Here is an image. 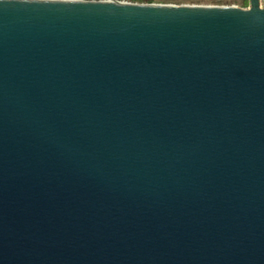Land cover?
I'll return each instance as SVG.
<instances>
[{
    "label": "water",
    "instance_id": "obj_1",
    "mask_svg": "<svg viewBox=\"0 0 264 264\" xmlns=\"http://www.w3.org/2000/svg\"><path fill=\"white\" fill-rule=\"evenodd\" d=\"M0 264H264L260 0H0Z\"/></svg>",
    "mask_w": 264,
    "mask_h": 264
},
{
    "label": "rangeland",
    "instance_id": "obj_2",
    "mask_svg": "<svg viewBox=\"0 0 264 264\" xmlns=\"http://www.w3.org/2000/svg\"><path fill=\"white\" fill-rule=\"evenodd\" d=\"M137 3L185 4V5H236L243 8L250 6V0H124ZM264 6V0H260Z\"/></svg>",
    "mask_w": 264,
    "mask_h": 264
}]
</instances>
